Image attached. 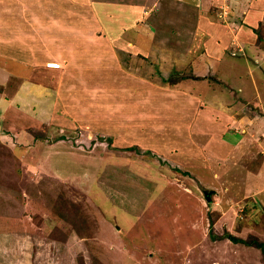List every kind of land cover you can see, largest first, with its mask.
<instances>
[{"label":"rangeland","instance_id":"rangeland-1","mask_svg":"<svg viewBox=\"0 0 264 264\" xmlns=\"http://www.w3.org/2000/svg\"><path fill=\"white\" fill-rule=\"evenodd\" d=\"M54 1L57 12L31 6L45 28L18 16L16 40L34 49L31 62L0 58L7 70L40 65L34 77L50 84L35 92L39 122L0 114V264H263L251 241L264 242V124L248 112L264 121V107L232 105L238 87L254 94L247 65L210 57L211 70L189 77L190 65L169 56L170 33L155 31L188 15L152 0ZM210 11L230 15L220 4ZM261 25L247 39L264 49ZM260 56L255 84L264 94ZM143 81L178 84L197 105L217 92L222 107H177L162 89L142 92Z\"/></svg>","mask_w":264,"mask_h":264},{"label":"crops","instance_id":"crops-1","mask_svg":"<svg viewBox=\"0 0 264 264\" xmlns=\"http://www.w3.org/2000/svg\"><path fill=\"white\" fill-rule=\"evenodd\" d=\"M58 1L64 2L65 0ZM70 1H73L72 3H69L70 5H79L75 2V0ZM151 3H153L154 6L157 5L160 11L166 6L168 7L167 10L169 12L179 10V12H183L184 14L188 15V20H186L188 22H183L180 24V27L172 26L171 24V26L169 25L165 27H158L156 25L155 31L157 28H159V30H157L158 32H164L165 30L166 32L170 33L164 36L167 42L171 41L173 44L172 48L169 50V56H171L172 59L180 57L179 64H182L183 61H185L186 65H190L193 73H189L187 71L189 77L193 78L200 76L205 69L211 70L212 67L211 69L209 67L211 61L213 60L210 59V57H215L216 60L220 62L227 58L230 61V64L233 63V60L238 61V59H240L244 62L245 67L247 65V75H249L253 81V87L255 88V91L254 94L248 98L245 96L247 94V91H245L246 88L244 86L242 88L238 87V90L241 92V96L242 93L243 96L240 100H238L237 103L234 102L232 105L234 107H236V104L241 105L242 107H264V94L257 87V81L259 79L256 76V70L260 68L258 58L259 55H261L260 57H264V49H259V46H255L253 39L252 41L247 39L249 35H255L254 29L264 22V19L262 18L264 15V0H152ZM56 4L58 3H55L54 0H0V58H8L12 60V62L19 63H25L27 59L30 61L27 53L33 55V53H35L34 49H30V44L28 45L26 42H17V31L21 29V23L23 22L30 25L34 30L37 29L38 26H40V28H45L42 22L40 23V21L34 18V14L29 13L33 9L31 6H36L38 9L36 8L35 10L40 13H46L51 12L53 8H56L57 12L59 10V6ZM215 4H220V6L225 7V9L229 11L230 15L227 16L226 19L228 20L230 18V21H227L226 19L223 21L219 19L217 20L213 16L210 10ZM50 7L51 11H48ZM129 8L131 7L128 6V9ZM140 8L141 7L139 6V9ZM90 9H92V6H90ZM69 10L70 9L66 10L64 7V11L68 12ZM137 12L139 13L138 10ZM235 15H237L239 19L237 21L233 20V22H231V19L233 18L232 16ZM18 16L22 17L23 22L18 21ZM168 23H172L170 19ZM230 26H233V29L237 32V34L232 32ZM261 26H264V24ZM28 37L32 38L33 36L29 35ZM255 38L257 37L255 36ZM233 45H240V47L242 46V48L245 49L242 51V54L238 55L240 57H228V48ZM256 47L259 49L258 52L256 51ZM28 49L30 50L28 51ZM250 50L255 52H253L254 56L250 55ZM241 56H248L251 64H256L255 69L253 70L248 66L247 57ZM61 59L62 57L57 56V58H54L52 63H59L61 62ZM1 62L4 64L7 63L4 60ZM179 64L178 66H180ZM38 67L41 66H33L32 70V67L28 70H7L5 69L6 67L0 68L1 115H4L5 112L10 111L14 112V114L18 113L20 115L19 117L25 118L29 122H39L40 119H38V117H40V115L44 113L45 110H37V107H34V103L37 101L36 99L43 94H37L35 92L47 89L50 84L45 83L44 80H41V77L39 79L34 77L36 68ZM176 68L178 72L181 73V68ZM238 68H241L240 64L238 65ZM209 70H206L205 72ZM47 72L48 75H50L49 70H47ZM202 76L204 77V75ZM203 80L205 79L203 78ZM252 81H250L251 85ZM140 85L141 89L143 87L142 92L144 91L145 93V86H149L148 88L152 89H162L169 96H173L176 99L174 104L176 103L177 107H180L181 105H184L183 107H188V105H196V107H222V102H220L222 100L221 97L219 100L217 99V92L211 93L213 94V98L210 95V98L208 97L204 100L201 99L200 103L197 105L195 100L198 96H195V93L191 91L184 92L187 90L181 88L178 84L165 85L161 87L158 82L154 83L151 81L149 83L148 81H143ZM180 90H182V93L184 92V95L186 96L181 103H179L177 100L178 94H181ZM69 93L65 91L64 94H67L65 97H70ZM145 101V97L138 98V105L143 104ZM174 104L169 107H173ZM232 105L229 107H233ZM248 113L250 115L249 120L252 119L251 122L258 126V128L259 124H264V121L257 119L256 116H258V112L256 116H254L255 118L253 117L255 114L253 111ZM147 118L149 117H146V120Z\"/></svg>","mask_w":264,"mask_h":264},{"label":"trees","instance_id":"trees-1","mask_svg":"<svg viewBox=\"0 0 264 264\" xmlns=\"http://www.w3.org/2000/svg\"><path fill=\"white\" fill-rule=\"evenodd\" d=\"M180 77L181 78H183L182 77V75H180ZM173 78V77H172ZM175 170H178V171H180L178 168H175ZM184 174H188V173H184ZM64 212V210H61L60 209V213H63ZM72 220V224H73V226H72V231L73 232H75V231H77V226H76V221H74L73 220V218L71 219ZM75 225V226H74ZM224 237H226V238H229V239H231L232 241H234V242H237V241H242V242H244V243H248V241H246V240H243V239H241V238H238V237H235V236H233V235H231V234H229V233H226V234H224ZM211 238H215L214 237V234H212L211 235ZM250 244V243H249ZM251 245H253V246H255V247H257V248H259L260 250H261V253H262V256H263V264H264V242L263 241H258L257 239H252V241H251Z\"/></svg>","mask_w":264,"mask_h":264},{"label":"water","instance_id":"water-1","mask_svg":"<svg viewBox=\"0 0 264 264\" xmlns=\"http://www.w3.org/2000/svg\"><path fill=\"white\" fill-rule=\"evenodd\" d=\"M209 191H204V195L207 196ZM209 199V198H208Z\"/></svg>","mask_w":264,"mask_h":264}]
</instances>
